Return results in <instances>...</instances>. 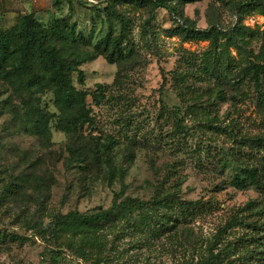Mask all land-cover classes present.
I'll list each match as a JSON object with an SVG mask.
<instances>
[{
	"label": "rangeland",
	"instance_id": "obj_1",
	"mask_svg": "<svg viewBox=\"0 0 264 264\" xmlns=\"http://www.w3.org/2000/svg\"><path fill=\"white\" fill-rule=\"evenodd\" d=\"M57 1L61 5L34 15L45 25L69 16L78 33L92 36V46H81V53L92 54L109 34L123 36L125 60L111 64L99 56L81 66L85 84L77 74L73 84L89 94L92 111L93 123L80 131L82 138L112 139L115 167L126 174L109 181L106 167H68L69 138L58 128L53 94L35 98L52 115L45 142L23 128L15 115L22 105L15 98L6 101L9 93L0 82V264H91L100 258L106 264H188L218 240L215 252L222 253V261L264 264V230L253 227L264 223V192L232 185L237 174L264 165V144L254 141L264 139V109L245 75L246 51L255 58L263 48L264 15L243 17L242 26L254 35L242 37L240 54L228 35L239 22L237 5L247 0L173 2L181 12L176 16L117 5L118 17L112 15L111 22L107 8L114 0L53 4ZM26 14L33 13L4 12L0 24L11 29ZM182 24L211 34L204 40L173 34ZM98 85L105 86V98L95 101ZM161 182L180 190L183 200L198 203L177 233L151 236L124 221L97 233L98 242L104 235L108 240L106 246L101 242V251L83 247L71 233H58V244L52 241L50 223L56 215L109 209L122 190L148 201Z\"/></svg>",
	"mask_w": 264,
	"mask_h": 264
},
{
	"label": "trees",
	"instance_id": "obj_2",
	"mask_svg": "<svg viewBox=\"0 0 264 264\" xmlns=\"http://www.w3.org/2000/svg\"><path fill=\"white\" fill-rule=\"evenodd\" d=\"M197 1L201 0H114L109 2L113 5L107 10L109 20L112 15L118 17L114 10L117 5L160 9L176 16L181 15V12L177 5H173V2L184 6ZM68 2L71 3L72 0ZM61 3L57 1L54 7ZM237 10L239 22L231 29L228 40L234 42L241 54L245 47L242 37L248 34L252 35L251 37L254 35L242 26V19L246 14L254 12L264 15V0L241 2L237 5ZM121 22L124 30L126 22L125 20ZM213 28L212 30L216 31L217 27ZM77 29V24L71 22L69 16L53 18L49 24L45 25L34 14H26L21 15L17 24L11 29H4L0 24V82L9 93L6 101L9 103V99L15 98L22 105V111L17 109L15 115L22 122L23 128L28 134L45 142L49 141L51 134L49 122L52 115L45 111L35 98L46 91L53 94L54 104L59 112L58 128L69 138L68 167L76 165L87 168L90 164H97L102 169L103 167L108 169L109 181L117 175L123 180L126 170L119 171L111 155L113 140L108 139L102 142L96 138L89 141L82 138L83 133L80 131L93 123L92 111L87 106L89 94L74 86L73 77L77 74L79 84L84 85L85 74L80 69L83 64L92 62L99 56H104L111 64H118L127 58V48H123V36L118 39L109 34L94 45L95 51L92 54L81 53L79 51L81 46H92V36L87 38L82 32L78 33ZM173 34L184 35L190 40H204L211 31H198L182 24L173 30ZM262 40L264 43V33ZM245 59H247L246 80L253 85L257 105L264 109V44L262 51L255 58L251 51H246ZM119 74L116 77V83ZM105 91V86L98 85L94 100L104 99ZM222 94V91L218 92V96L224 98ZM254 141L264 144V139ZM232 185L238 189L258 187L264 192V165L260 170L247 169L237 174L232 180ZM197 205L198 203L183 200L180 190H172L170 186L165 185V182H161L148 201L126 196L125 190H122L115 195L113 205L109 209H99L88 214L80 212L58 214L50 223L49 233L55 244H58V233L62 235L71 233L74 236L73 239L82 241L83 247L101 251L103 250L101 242L104 241L106 246L108 240L104 235L101 242H98L101 235L97 233L106 228L114 230L125 221L127 225L141 228L143 230L141 232L151 233V236H170V233H177L176 229L189 220L191 213L197 210ZM249 207L253 210V207L250 205ZM234 222L239 223L237 219ZM253 227L254 232L259 233L264 230V223L255 224ZM255 240L258 241L257 238ZM219 243L218 240L209 246L207 254L199 261H191L188 264H237V261L221 260L222 253L215 252ZM77 248L75 250H79ZM80 256L87 260L90 258V253L88 255L80 253ZM240 263L251 264L250 261ZM91 264L106 263L100 258Z\"/></svg>",
	"mask_w": 264,
	"mask_h": 264
},
{
	"label": "crops",
	"instance_id": "obj_3",
	"mask_svg": "<svg viewBox=\"0 0 264 264\" xmlns=\"http://www.w3.org/2000/svg\"><path fill=\"white\" fill-rule=\"evenodd\" d=\"M53 3L54 0H0V14L15 11V8H19V10H29L31 13L35 14V11L41 9L48 10L49 7H53Z\"/></svg>",
	"mask_w": 264,
	"mask_h": 264
}]
</instances>
